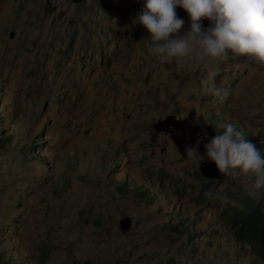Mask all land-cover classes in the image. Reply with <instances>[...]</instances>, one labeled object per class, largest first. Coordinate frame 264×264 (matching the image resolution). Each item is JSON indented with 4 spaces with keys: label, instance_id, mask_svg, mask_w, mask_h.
Returning a JSON list of instances; mask_svg holds the SVG:
<instances>
[{
    "label": "rangeland",
    "instance_id": "obj_1",
    "mask_svg": "<svg viewBox=\"0 0 264 264\" xmlns=\"http://www.w3.org/2000/svg\"><path fill=\"white\" fill-rule=\"evenodd\" d=\"M143 7L0 0V264H264L237 241L234 206L221 199L246 195L248 177L208 184L185 151L199 141L203 156L206 129L218 121L264 145V65L230 50L227 60L160 59L146 47ZM175 11L182 37L191 20ZM210 23L201 20L204 29ZM73 36L78 60L98 72L93 97L72 89L80 76L59 59ZM41 40L48 60L37 71ZM210 71L215 87L230 92L224 103L205 90ZM168 115L185 136L154 133L152 123ZM251 199L264 202V189ZM124 217L127 233L119 230Z\"/></svg>",
    "mask_w": 264,
    "mask_h": 264
},
{
    "label": "clouds",
    "instance_id": "obj_2",
    "mask_svg": "<svg viewBox=\"0 0 264 264\" xmlns=\"http://www.w3.org/2000/svg\"><path fill=\"white\" fill-rule=\"evenodd\" d=\"M143 3L144 7L141 14L138 15V22L149 33V38L146 39L148 51L160 59L192 60L211 58L214 60H227L230 50L235 56H244L251 61L264 65V0H143ZM177 6L183 8L191 20L190 31L182 37L175 35L184 24V21L178 18L175 11ZM202 18H206L211 22L207 29L202 27ZM36 38L38 39V37ZM74 41V38H69L67 46L59 48V59L64 60L63 62L69 60L65 68H69L73 74L80 76L74 79L72 89L76 93H90L93 97L99 89L98 86L91 88L95 85L98 72L92 73L86 70L83 60H78L73 47ZM29 42V39H25L21 45L18 41L17 45L19 48H26ZM37 43L36 48L40 47V50H34L33 54L37 57L35 62L37 71H39V64H43L45 60H48L46 52L48 42L41 40ZM68 49L71 50L70 55ZM99 72H107L105 63ZM216 74L215 71H210L203 84L206 91L218 97L219 103H224L230 92L227 89L221 90L215 87L214 77ZM62 85V92H67L71 88L68 85ZM59 101V98H55L56 104ZM168 116L174 117L178 124L177 127H170L167 131H155L153 124ZM168 116L152 123L154 133L168 135L173 138L174 134L179 131L180 135L185 136L186 126L179 127L177 118L174 115ZM220 122L223 124L218 125V127L223 128L224 131L222 134H216L205 144V154L202 156L198 153V141L197 146L186 148V156L188 159L199 162L200 176L208 184H212L226 175L243 174L247 176L250 187L245 194L250 199L257 198L260 190L264 189V156L253 144L244 139V134L237 131L234 125L227 124L225 121ZM173 130H175V133L170 135ZM2 143L3 141L0 140V148ZM205 158L216 165L218 174L221 176L218 177V180L214 177L203 176L201 168L207 163L201 161ZM206 183L203 186H206ZM207 191V187L204 191L202 188L200 190L201 193ZM229 194L236 195L233 192H227L223 194L221 199L226 203L225 209H229V203L234 206L229 212L231 216L234 208H242L243 203L242 201H228L227 196ZM241 196H244V194ZM258 202L264 206V202ZM244 246L251 247L249 244Z\"/></svg>",
    "mask_w": 264,
    "mask_h": 264
},
{
    "label": "trees",
    "instance_id": "obj_3",
    "mask_svg": "<svg viewBox=\"0 0 264 264\" xmlns=\"http://www.w3.org/2000/svg\"><path fill=\"white\" fill-rule=\"evenodd\" d=\"M218 121V125H221ZM215 125L212 131L207 128V138H212L216 134H222L224 129ZM225 125V124H224ZM201 136V134H199ZM253 144L251 140H246ZM254 145V144H253ZM259 145V146H257ZM255 148L264 156V145L257 144ZM206 186L202 187L204 191ZM228 201H242V208H234L233 214L230 216V230L243 245H251L250 249L264 261V206L260 202H254L247 196H237L229 194ZM232 210V209H231ZM230 210V211H231ZM97 264V263H87Z\"/></svg>",
    "mask_w": 264,
    "mask_h": 264
},
{
    "label": "water",
    "instance_id": "obj_4",
    "mask_svg": "<svg viewBox=\"0 0 264 264\" xmlns=\"http://www.w3.org/2000/svg\"><path fill=\"white\" fill-rule=\"evenodd\" d=\"M81 1V0H80ZM177 122L174 120L173 116H168L164 118L163 120H159L153 124V127L155 131L161 132V131H167L170 129V127H177ZM212 164L207 165L204 164L201 168L203 176H208V177H214L218 178L221 177L216 168L214 162H211ZM222 175V174H221ZM131 219L128 217H125L119 221V230L123 233H127L131 230Z\"/></svg>",
    "mask_w": 264,
    "mask_h": 264
},
{
    "label": "flooded vegetation",
    "instance_id": "obj_5",
    "mask_svg": "<svg viewBox=\"0 0 264 264\" xmlns=\"http://www.w3.org/2000/svg\"><path fill=\"white\" fill-rule=\"evenodd\" d=\"M13 36H14V32H11L10 37L13 38ZM73 38L76 39L75 36H73Z\"/></svg>",
    "mask_w": 264,
    "mask_h": 264
}]
</instances>
